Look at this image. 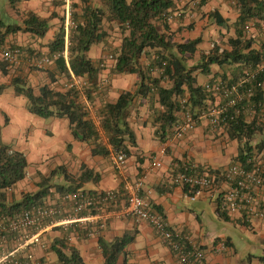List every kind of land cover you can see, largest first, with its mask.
I'll return each instance as SVG.
<instances>
[{
  "label": "trees",
  "instance_id": "trees-1",
  "mask_svg": "<svg viewBox=\"0 0 264 264\" xmlns=\"http://www.w3.org/2000/svg\"><path fill=\"white\" fill-rule=\"evenodd\" d=\"M22 1L8 0L13 10L21 13L22 19L20 23H5L0 19L1 47L16 48L5 43L10 34L28 32L42 38L51 28L52 15L44 17L31 10L23 12L19 9ZM56 5L61 7V0H56ZM73 7L76 9L73 14L76 28L69 37L67 58L61 53L65 34L62 16L59 15L60 26L48 43V55L52 61L37 69L46 71L51 82L58 79L55 71L56 75L66 79L71 73L84 78L87 86L83 94L90 103L94 102L95 95L102 92L99 79L103 70L108 69L111 75L135 74L137 81L131 89L123 90L111 102L95 106L103 135L98 132L82 94L73 88H56L45 83L35 91L25 77L16 74L8 83L0 82V95L11 87L16 96L25 98V108L30 114L45 119H67L71 136L89 145L91 155L108 158L111 150L130 155V147L136 145V135L129 117L136 101H148L151 107L154 105L156 133L162 136L176 125L183 111L187 110L197 118L216 102L214 92L207 90L198 80V73L210 75L212 67L217 66L221 72H216L208 82L220 78L225 83H232L242 70L259 62L260 48L254 46V36L247 35L251 29L246 30L245 26L250 24L255 31H264V0H237L238 16L232 23L234 36L219 34V39L212 40L208 49L200 48V36L176 39V31L170 27L173 13L177 10L175 0H75ZM213 17L214 23L224 29L229 28L226 20L216 12ZM114 29L122 37L120 45L109 51L108 60L112 62L107 66L106 60L92 59L88 52L94 45L107 43ZM260 46L263 47L264 43ZM55 53L61 54L53 57ZM8 69V63L0 60V71L7 74ZM247 86L252 89L251 96L228 106L220 126L228 139L237 144V154L232 163L250 168L255 162L264 161V73ZM231 98L233 95L220 103L225 106ZM155 104H158V110H155ZM3 120L4 125L9 121L5 113ZM2 128L0 121V219L4 226H8V219L16 218L32 205L42 204L54 192L74 190L98 181L99 173L85 164H81L75 173L58 166L47 176H41L37 171L35 175L40 176V180H35L34 188L21 190L16 196V185L27 177L29 162L25 151L3 140ZM211 171L216 174L222 172ZM61 172L64 173L63 178L51 182L50 178ZM183 189L189 195L198 190L188 186ZM221 198L222 193L217 192L218 212L228 215L220 207ZM53 230L59 234L46 233V251L55 254L56 263L86 264L79 249L66 240L67 231L61 227ZM18 236V230H2L0 227V242L7 240L6 248L0 246V256L5 249L9 252L21 242ZM133 239L134 233L128 232L110 240L99 237L102 264H117L119 256L126 254V247ZM27 250V247L17 250L1 264H34L35 259ZM259 259L264 261V255Z\"/></svg>",
  "mask_w": 264,
  "mask_h": 264
},
{
  "label": "crops",
  "instance_id": "crops-1",
  "mask_svg": "<svg viewBox=\"0 0 264 264\" xmlns=\"http://www.w3.org/2000/svg\"><path fill=\"white\" fill-rule=\"evenodd\" d=\"M175 2L177 10L173 13L170 27L176 31V39L181 40L180 36L184 34V31H188L187 29L192 31V25L187 23L188 18L197 24L195 31L198 29V33L200 32L198 36L202 38L199 45L201 49H208L212 40L219 39V34L225 37L234 36L232 23L237 18L238 12L235 5L227 0H211L196 7L192 5L191 0H175ZM19 9L23 12L31 10L44 17L52 15L51 28L42 38L31 36L28 32H17L7 37L5 43L20 48L23 56L17 68L9 67L7 74L0 71V82L8 83L13 75L20 74L27 79L35 91L45 83H50L56 88L63 87L66 78L56 75L57 72L54 70L58 79L51 82L46 71L32 68L30 63L34 57L48 55V43L60 26L61 7L56 5V0H23ZM215 12L226 20L228 29L214 23L213 13ZM9 17L16 20L14 23H20L22 19L18 14ZM214 30H216L215 35L212 34ZM250 32L254 36V45L260 41L264 43V31L258 32L251 28ZM121 37V33L114 29L107 43L94 45L89 49V56L92 59L103 58L109 66L112 60H108L107 55L110 50L120 45ZM196 37L190 36L184 39ZM104 71L106 72L103 73ZM219 71H221L219 68L213 66L210 75L198 73L197 78L201 83H206L216 72L220 73ZM103 72L99 79L102 92L94 96V102L91 103L92 114H95V106L115 100L120 92L131 89L137 81L135 74L111 75L108 69ZM6 91L9 95L5 94ZM10 95L20 97L14 94L11 87H8L0 95V108H10L15 115L18 107L25 106V101H16L10 98ZM153 107L154 105L151 107L148 101H136L129 117L130 126L136 135V145L130 147L125 171L131 180L143 177L141 196L172 229L186 231L191 235L192 239L205 250L208 264H264V261L259 259L264 255V218H251L245 222L239 215H220L217 209V192L197 190L193 195L194 200H191L181 186L174 185L170 181L171 175L177 169L176 164L186 163L195 165L198 169L209 168L223 171L237 154L236 142L228 139L225 132L223 136H215V126L205 117L199 118L194 129L182 138H176L173 135L174 127L159 136L156 133L154 121L156 115ZM155 107V110L159 109L158 104H155ZM3 113L5 112L0 109V114ZM18 113L23 116L24 122L21 128L17 129L15 140H17V148H27L25 150L29 166L27 177L19 181L16 188L20 187L26 179L32 178L36 171L45 173L63 166L67 172L75 173L81 164H85L99 173V179L96 183L84 184L82 189L91 191L122 189V179L110 165L108 158L91 155L89 145L75 140L71 136L67 119L57 117L41 119L28 115L23 110H19ZM8 118L6 125L11 120L10 117ZM32 125H34L32 129L36 126L42 128L37 133L40 135L39 143L36 142L34 134L30 135ZM22 133V136L28 135L25 147L19 145ZM157 160L161 162L159 167L154 166ZM31 165H40V168ZM262 192L264 193V185ZM204 215H207L208 219H203ZM246 229L250 231L247 232ZM127 232L134 233V239L127 245L126 254L119 256L117 264H178L173 252L145 221L135 222L132 219L111 221L97 237L73 238L71 243L79 249L86 264H102L98 238L110 240ZM233 233H236L240 244L236 245ZM58 234L59 231L52 230V235ZM221 243H224L226 247L218 251ZM255 246L261 249L262 255L257 256L252 252ZM34 248L33 245L27 247L33 259L38 257V262H43L41 264H57L53 252L35 249L33 254Z\"/></svg>",
  "mask_w": 264,
  "mask_h": 264
},
{
  "label": "built area",
  "instance_id": "built-area-1",
  "mask_svg": "<svg viewBox=\"0 0 264 264\" xmlns=\"http://www.w3.org/2000/svg\"><path fill=\"white\" fill-rule=\"evenodd\" d=\"M75 0H61L62 5V25L64 27L65 41L62 55L67 58V46L69 37L76 28L73 7ZM194 7L203 2L211 0H191ZM235 5L237 0H227ZM250 24L245 26L250 30ZM22 50L18 47H1L0 58L8 63L10 68H17L21 60ZM55 53L53 57L60 56ZM111 59V56L109 55ZM52 58L49 55L40 58H32L31 65L43 67L49 64ZM264 73V46L260 48L259 62L250 68L242 70L241 75L232 83H225L220 78L214 82L204 83L207 90L215 94L216 102L211 104L205 112L197 118L192 113L185 110L173 128V135L176 138L184 137L194 129L199 118H208L213 126H220L224 122L226 109L235 105L245 97L251 96L252 89L248 87L252 81ZM87 82L84 78L70 74L63 87L73 88L82 94L87 108L91 111V103L83 94ZM247 86V87H245ZM229 99L223 106L220 102L224 98ZM98 132L103 135L99 125V119L92 114ZM164 153V148L161 150ZM110 165L121 177L122 189L89 191L82 188L74 190L54 192L49 195L42 204L32 205L21 212L16 218L8 219V226L3 225L0 219L2 230H18V239L21 241L12 250L3 251L0 256V264L5 262L9 256L14 255L19 249L30 245L46 249L43 235L57 227L67 231L66 240L71 242L73 238L97 237L100 232L111 221L132 219L135 222L145 221L154 229L158 237L175 255L178 264H208L205 250L197 244L186 231L172 229L165 219L153 211L148 202L141 196L143 189V177L131 180L126 171L127 156L123 151H112L108 157ZM159 160L154 162V166L159 167ZM177 169L170 177L174 185L182 188L188 186L198 190L221 192L222 198L220 207L228 215H239L245 222L251 218H264V161L255 162L252 167L247 168L240 163H231L220 174L213 173L209 168L198 169L192 164H176ZM186 196L194 200L193 195L185 192ZM54 198V199H53ZM34 230L33 232H31ZM6 239H2L0 246L4 248ZM225 244L219 245L218 251L225 249Z\"/></svg>",
  "mask_w": 264,
  "mask_h": 264
},
{
  "label": "rangeland",
  "instance_id": "rangeland-1",
  "mask_svg": "<svg viewBox=\"0 0 264 264\" xmlns=\"http://www.w3.org/2000/svg\"><path fill=\"white\" fill-rule=\"evenodd\" d=\"M16 14H18V15H20V17L22 18V15H21V13L20 12H16L15 13V10H13L12 9V7H10L9 6V4H8V0H0V19L1 20H3L5 23H14V22H16V20L14 19V18H11V17H9L10 15L11 16H15ZM188 20V24H191L192 25V31L190 30V29H187L188 31H184V34L182 35V36H180V39H184V38H186V37H190V36H192V37H196V36H198L199 34H200V32L198 33V29L195 31V27L197 26V24H196V22L195 21H193L192 19H190V18H188L187 19ZM182 21H183V19H182ZM189 31H190V33H189ZM216 32V30H214L213 32H212V34L213 35H215L214 33ZM252 34V32H248L247 33V35H251ZM260 45H262V42L260 41L259 43H256L254 46L256 47V48H259V46ZM260 48H261V46H260ZM31 66V65H30ZM29 66V67H30ZM32 68H35V69H37L38 67H36V66H31ZM216 68H218L217 66H215ZM106 71H104L103 73H105ZM221 72V71H220ZM104 79H106V77H103ZM105 83V82H104ZM5 94H8L9 95V93L6 91V93ZM10 98H12V99H15L16 101H20V100H22V101H25V98L24 97H22V96H20V97H13L12 95H10ZM0 109H2L3 110V112H5L6 113V115H8V117H10L11 118V120H10V123L8 124V125H4V120H3V114H0V121H1V123L3 124V128H2V138H3V140L4 141H6V142H9L11 145H13L14 147H17V140H15V137H16V132L19 130L18 128H21V126H22V123L24 122L23 121V116H21L20 115V113H18V111L19 110H23L26 114H28V115H31V116H35V115H32V114H30V113H28L27 112V110H26V108H25V106H23V107H18L16 110H17V112L15 113V115L13 114V112H11V110H10V108H7V107H4V108H0ZM9 113H10V115H9ZM36 117V116H35ZM41 119H43V118H41ZM47 122H49V121H47ZM47 125H50L49 123H47ZM32 128H34V125H32V127H31V129ZM18 129V130H17ZM39 129L41 130L42 128H40V126H36L35 127V129H32V133L30 134L31 136H33V134H34V136H35V139H36V142H38L39 143V141H40V135H38L37 133H38V131H39ZM215 131H214V133H215V136H218V137H220V136H223V128L221 127V126H215ZM13 134V135H12ZM23 135V133L20 135V137L22 138L21 139V142H20V147H25L27 144V141H28V139H27V137H28V135H25V136H22ZM29 135V136H30ZM30 138V137H29ZM14 139V140H13ZM26 150H27V148H25ZM24 148L23 149H21V150H23V151H25V153H27L26 152V150H25ZM52 160V159H51ZM31 166H33V167H39L40 165H31ZM42 167V166H41ZM40 168V167H39ZM43 168V167H42ZM27 170H28V167H27ZM28 172V171H27ZM37 172V171H36ZM38 172H40V171H38ZM42 175L41 176H47V174L49 173V171L48 172H45V173H42V172H40ZM63 176H64V173L63 172H61V173H59V174H57V175H55V176H52L51 178H50V180H51V182L52 181H55V182H57V181H59V179H62L63 178ZM40 177V176H39ZM39 177H36V175H35V173L33 174V177L32 178H28V179H26L21 185H20V187H18V188H16V196H19V192L22 190V191H24V190H28V189H33L34 188V182H35V180H40V178ZM206 217H208L207 215H204L203 216V219H208V218H206ZM246 231L247 232H249L250 230L249 229H246ZM46 233H50V235H52V230H50V231H48V232H46ZM46 233L43 235V241H45V243H46V241H47V237H46ZM232 236H233V239H234V241H235V243H236V245H238V244H240V241L237 239V235H236V233H233L232 234ZM4 248H6V246L4 247ZM35 249H39V250H41L42 252H44L46 249H41V248H39L38 246H35V248H34V250L32 251L33 252V254L35 253L34 251H35ZM6 250V249H5ZM255 255H257V256H259V255H262V251H261V249L259 248V247H257V246H255V247H253V251H252ZM38 258V257H37ZM35 259L36 261H35V263L34 264H41L40 262H38V259Z\"/></svg>",
  "mask_w": 264,
  "mask_h": 264
}]
</instances>
